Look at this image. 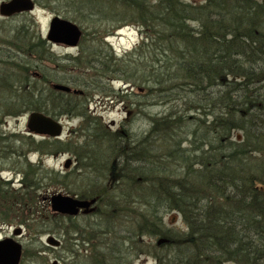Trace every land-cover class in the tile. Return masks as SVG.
I'll return each instance as SVG.
<instances>
[{
    "label": "rangeland",
    "instance_id": "obj_1",
    "mask_svg": "<svg viewBox=\"0 0 264 264\" xmlns=\"http://www.w3.org/2000/svg\"><path fill=\"white\" fill-rule=\"evenodd\" d=\"M33 1L36 7L32 12L11 18L0 15V80L10 77L8 85L11 87L4 88L3 85L0 88V98L10 100L8 104L3 103L5 108L2 104L0 108V133H3L0 148L6 147L5 151L0 149V220L8 222L0 221V239L13 237L14 229L22 228V235L14 238L23 245L21 264H127L128 261L155 264L153 255L138 253L142 247L140 244H134L132 248L129 245L142 241L155 244L156 240L146 236L138 238L137 235L127 237L125 233L127 229L137 230V225L132 223H138L139 214L144 210V195L139 193L143 184L138 183L145 174L137 169L140 172L128 180L133 187L118 180L121 168L128 167L126 158L142 157L137 162H128L130 167L139 168L145 162L144 150L159 156L163 142L169 138H163L160 133L163 128L158 136H154L152 126L156 120H162L179 107L177 103L162 104L138 85L147 77L146 65L151 57L142 42L151 36L147 33L152 28L143 27L138 9L130 5L129 0ZM56 16L73 21L83 29V37L77 46L52 44L45 40L50 22ZM193 22L192 25L196 26L197 22ZM38 35L45 41L39 40ZM41 55H45L43 61ZM81 55L83 59L77 63L78 67L91 64V70L81 78L85 76L91 82L95 79L94 88L85 94L61 91L71 96H57L52 85L61 82L58 80L63 77L77 78L79 71L71 72L68 60ZM121 57L124 59L117 61ZM111 70L114 72L109 73ZM101 75L103 77L99 78ZM44 76L53 80L47 82ZM101 84L110 86L109 94L97 89ZM76 90L83 91L81 88ZM34 101L57 113L55 119L64 126L59 139L27 134L26 122L31 111L25 112L24 109ZM14 104L16 106H12ZM21 110L20 114L16 113ZM182 115L185 120L177 116L175 119L179 125L168 126L172 127L173 137L178 142L191 140L192 132L200 127L199 121L206 118L196 116L195 124L189 119L196 115L194 111L187 110ZM201 132L200 129L197 132V141ZM189 143L184 142L183 148L189 147ZM145 144L149 145V150L145 149ZM12 145L19 149L18 154L12 150ZM124 146L129 149L122 156L120 150ZM132 147L135 152H131ZM166 149L164 154L169 155L170 150ZM139 151L143 154H138ZM69 158L73 162L65 168ZM192 159L184 161L183 155L179 158L171 154L167 158L165 176L174 178L183 174L188 166L186 163ZM193 168L197 173L199 168ZM23 171L27 173L25 185L22 183L25 179ZM161 171L155 173L161 176ZM30 183L42 185L36 194L38 199ZM3 187L10 189L9 194L2 197ZM57 192L87 200L98 197L95 198L99 199L95 207L99 210L87 215L80 212L76 216L55 213L51 211L49 201L51 194ZM13 202L27 205L12 207ZM124 203L127 213L113 214V206ZM33 204L37 205L35 210ZM134 210L138 213L126 218V214ZM163 216L167 227L186 229L179 211H166ZM63 232L68 236L64 237ZM50 236L57 238L60 245L48 244ZM79 237L89 239L90 244L76 240Z\"/></svg>",
    "mask_w": 264,
    "mask_h": 264
},
{
    "label": "trees",
    "instance_id": "obj_2",
    "mask_svg": "<svg viewBox=\"0 0 264 264\" xmlns=\"http://www.w3.org/2000/svg\"><path fill=\"white\" fill-rule=\"evenodd\" d=\"M129 4L138 9L143 27L152 28L147 33L151 36L142 42L151 57L146 65L147 77L138 85L162 104L179 106L164 116V123L156 120L152 126L154 136L163 128L160 133L163 138H169L163 142L159 156L144 150L145 162L141 167L128 164L131 160H142L134 156L135 159H125L127 168H121L118 180L131 187L128 180L135 173L145 174L138 183L143 184L139 193L144 195V210L138 223H132L137 225V230L127 229L125 233L127 237L137 235L156 240L155 244L132 242L129 247L140 244L138 253L153 255L155 264H264V0H129ZM193 21L197 22L196 26L192 25ZM41 57L43 61L45 55ZM82 57L67 59L71 72L79 71L77 78L63 77L58 81L74 89L81 88L85 94L94 88L95 79L92 82L85 79L91 64L78 67ZM9 78L0 80V88L10 87ZM44 78L47 82L53 80ZM97 89L108 94L111 91L106 84ZM54 92L59 97L71 96ZM0 101V108L1 104L5 108L3 103L10 102L4 97ZM187 110L196 113L189 117L195 124L196 116L206 118L199 121L200 127L192 132L191 140L178 142L168 126L179 125L176 116L185 120L182 114ZM24 111L57 116L35 101ZM199 129L203 133L197 141ZM186 141H190L189 147L183 148ZM0 149L5 151L6 147ZM13 149L18 154L16 145H12ZM145 149L149 150V145L145 144ZM165 149L170 150L169 155L164 154ZM120 152L124 156L128 151L124 146ZM131 152H135L133 147ZM171 154L179 158L183 155L184 161L193 157L186 163L185 172L174 178L165 176ZM195 166L199 168L197 173ZM159 168L161 176L155 173ZM23 172L25 185L27 173ZM41 186L30 183L36 199ZM2 189L1 196L9 194L10 188ZM19 203L13 202L12 207L27 205ZM172 210L183 215L185 230L164 225V213ZM126 211L125 203L115 204L112 209L113 214ZM135 212L138 210L126 214V218ZM66 234L63 232L64 237ZM76 240L90 244L89 239Z\"/></svg>",
    "mask_w": 264,
    "mask_h": 264
},
{
    "label": "water",
    "instance_id": "obj_3",
    "mask_svg": "<svg viewBox=\"0 0 264 264\" xmlns=\"http://www.w3.org/2000/svg\"><path fill=\"white\" fill-rule=\"evenodd\" d=\"M33 7H35L33 0H5L0 4V15L11 17L17 13L31 11V9H34ZM78 26L79 25L68 19L56 16L50 23L47 39L56 44L75 47L78 45L82 36V30ZM52 86L56 90L68 93H83L82 91L72 89L64 84L54 83ZM26 123L29 133L38 134L39 136L44 137L48 136L59 139L64 130L63 123L60 120L57 121L53 117L42 112H30ZM72 162L73 160L71 158L67 159L64 164L65 168H69ZM93 203H96L95 198L82 201V199H78L75 196L63 192H57L50 196V208L53 212L71 216L79 214L80 209H83L84 213L94 212L96 208L92 206ZM13 235H22V228L18 227L14 229ZM47 243L54 246L60 245V241L52 236L48 237ZM22 248V243L14 239V237L0 239V264H21L23 258Z\"/></svg>",
    "mask_w": 264,
    "mask_h": 264
},
{
    "label": "flooded vegetation",
    "instance_id": "obj_4",
    "mask_svg": "<svg viewBox=\"0 0 264 264\" xmlns=\"http://www.w3.org/2000/svg\"><path fill=\"white\" fill-rule=\"evenodd\" d=\"M123 133H124V131H123ZM127 144V143H126ZM127 149H129L128 147L125 149V150H127ZM128 151V150H127ZM98 203V202H97ZM97 203L95 204V205H97ZM97 209H98V207H96V209H95V211H97Z\"/></svg>",
    "mask_w": 264,
    "mask_h": 264
}]
</instances>
